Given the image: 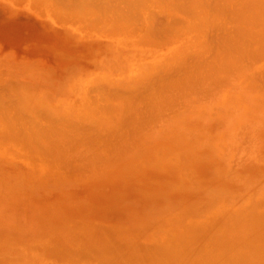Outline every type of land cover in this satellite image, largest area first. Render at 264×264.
Returning a JSON list of instances; mask_svg holds the SVG:
<instances>
[{"label": "bare ground", "instance_id": "6f19581e", "mask_svg": "<svg viewBox=\"0 0 264 264\" xmlns=\"http://www.w3.org/2000/svg\"><path fill=\"white\" fill-rule=\"evenodd\" d=\"M7 1L12 2L14 8H24L25 12L38 17V21L46 25L54 36L61 38L58 39L60 43L66 39L73 46L80 47L79 54L86 56L91 53V56L87 55L90 65L76 66L74 62L77 61V54L68 51L70 54L64 53L65 58L72 65L64 62V66L60 67L61 62L57 60H35L13 47L6 54L0 52L2 152L17 147L15 142L23 137V142L20 143L23 150H19L20 153L23 151L31 154L35 160L42 162L40 166L44 168L43 172L49 173L51 166L48 165L54 161L53 165L61 166L56 165L55 168H63V171L69 168H66L68 164L74 166V163L82 169H101L88 180L93 179L97 190L107 192L114 180L116 161L126 166H140L151 162L143 158L148 155L147 147L150 144L158 145L162 150L171 153L177 147L170 145L172 138L167 132L171 128L175 127L177 132L185 128H195L196 125L220 128L226 122L240 123L241 120H246L264 135V87L257 84L255 86L254 81L251 83L254 89L249 87L256 73L264 76V0H254L253 3H250L252 0ZM247 5L253 14L250 17H246ZM219 12L222 14L218 15ZM156 15L165 18L158 19ZM5 47H0V51ZM243 55L251 57L246 65L241 62ZM69 56L75 61H70ZM192 59L195 61L188 67ZM187 67L185 75L172 83L173 90L170 93H157L161 81H166L167 86L172 74ZM179 80L183 89L192 82L200 84L208 99L200 98L196 104L182 103L173 115L155 118L154 115H160L163 106H169L171 97L179 87ZM184 92L187 93L188 90ZM224 101L227 104H223L225 109L220 110L221 113L216 105ZM130 129L135 133L140 151H128L123 159L114 158L115 163L104 169L107 165L103 163L114 155V140L125 143L130 141L120 137L122 132ZM197 147L200 146L195 147L198 154L207 153ZM209 147L212 155H219V145ZM243 156L241 155L242 158ZM225 159H220L219 164H225L226 161H222ZM252 159L247 157L243 160L245 165L240 170L246 165L250 166ZM214 161L216 160H210ZM243 161L237 164L241 166ZM53 165L52 169H55ZM214 167L221 170L218 166ZM224 167L226 171L228 165ZM124 168L126 167H122ZM128 168L131 169V166ZM120 170L117 173L123 175L127 169ZM227 172L237 176V170ZM238 176L240 178L241 175ZM52 179L42 183L39 189H33L36 194L33 196L42 200L52 192L63 194L71 189L65 178ZM260 183L264 185V179ZM14 184L16 186L12 185V191L15 193L19 182L15 181ZM89 185V181L86 182V186ZM10 188L9 185L3 196L4 201L0 198V238H8L5 246L0 244V264H103L99 260L104 255L103 251L114 244L110 243L114 238H140L138 240L141 244L149 245L158 244L156 241L159 238H203L195 239L200 242L201 248L216 241L228 240L229 243L239 244L245 241L243 238H254L252 232L247 230L250 220L246 219L245 212L236 208L235 203H231L230 195L233 197L237 193L228 190L204 188L201 194L205 199L197 204L154 208L143 217L137 216L129 222L123 221L124 223H114L112 214L107 217L97 216L88 220V227L86 226L80 236L71 224L61 227L57 222H49L46 219L49 208L38 209L32 205L26 206V203L20 206L22 203L18 201L9 203L8 196H13ZM227 196L230 197L229 206L224 203ZM239 197L240 203H246L249 195L241 193ZM25 200L23 201L26 202ZM134 221L138 223H133ZM211 222L215 224H209ZM48 223L50 229L45 228ZM221 224L228 228L224 231L225 226L222 228ZM165 225L169 226L170 229H166L170 233L171 226L179 227L182 232L177 228L174 235L172 229L171 236H165V233L168 234L166 230L165 233L162 230ZM211 226L214 229H210ZM37 227L44 228V231ZM197 227L198 235L194 230ZM185 229L190 231L186 232ZM23 238H29L36 243L30 247L28 240ZM82 238L94 239L93 242L87 241L90 246L84 249H90L87 255L97 257V261L80 260L81 255L73 244ZM168 241L170 242L165 241L166 244ZM21 244L22 246H18ZM233 246L229 247L230 250L228 248L229 254L227 251V254L219 251L221 255L214 259H200L203 256L201 252L202 256L198 257L202 261L197 257V262H194L192 260L195 257H191L197 254H189L191 260L187 258L188 262L184 264H251L250 257L238 258L239 256L233 255ZM208 248L206 251H211ZM163 249L166 251V248ZM184 249L181 254L185 253ZM236 249L240 253L243 250L239 247ZM168 250L169 248L167 252ZM174 250L173 252L176 251ZM212 250H215L214 247ZM224 250L227 249L224 247ZM235 251L234 249L233 252ZM173 252L171 254L174 257L168 264H183L179 260L181 254L175 257ZM166 253L164 254L167 255ZM256 257L259 258L258 255ZM131 258L133 262L138 260V257ZM111 261H114V256ZM133 262L129 261L131 264Z\"/></svg>", "mask_w": 264, "mask_h": 264}, {"label": "rangeland", "instance_id": "374dc122", "mask_svg": "<svg viewBox=\"0 0 264 264\" xmlns=\"http://www.w3.org/2000/svg\"><path fill=\"white\" fill-rule=\"evenodd\" d=\"M253 2L254 0H252L250 3ZM15 4L17 3L15 2ZM247 6L248 7L246 9V12L248 13V16L246 17H250L253 14L251 12V9L249 8V5ZM23 9L24 8L21 7L14 8V6H12V2H8L7 0H0V47L6 46L5 49L1 50L0 52L6 54L7 52L11 51L10 47H13L20 52L27 53L30 58H34L35 60H41L44 62L57 60L58 62H61L59 63L60 67L64 66V62L68 63V60L67 58H65L66 56L64 53H74L77 54L75 57V60L77 61L73 60L71 56H69V59L72 62L75 61L74 64H76V66H82L86 64L90 65V58L87 55L91 56V53L86 54V56L79 54L80 47L73 46L72 43H69L66 39L62 40L63 43H60L58 39L61 40V38L56 35L54 36L53 33L46 28V25H43L40 23V21H38V17H33ZM222 13L219 12L218 15ZM156 17L158 19L165 18L162 15H156ZM82 48L85 50L84 46H82ZM194 61V59L190 60L187 66L189 67L193 65ZM250 61V56L245 57L243 55L241 59L243 65H246V63ZM68 65L72 64L68 63ZM188 67L184 70L176 72L175 74H172V78L169 79L171 81L167 86L166 81H161L158 84L160 90H157V93H164L165 95L170 93L173 90L172 83H176L178 78L183 77V74L185 75V71L188 70ZM187 75H189V71L187 72ZM196 75H198V72H196ZM253 75L254 73L250 76L252 77ZM253 81L255 86L257 84L264 87V76H260L259 73H256L253 76L249 84V87L251 89H254L253 85L251 84ZM177 85L179 87L176 90L175 94L171 97L172 100L169 102V106H163L160 110V115L155 114V118L158 116L162 118V116L173 115L176 112V108L178 106H181L182 103H184L185 105L186 102H193V104H196V102H198V99L200 98H204L205 100L208 99L207 95L205 94V89H202L200 87V84L196 82H192L189 85H186L184 89L182 87L183 84L180 83V80L178 81ZM186 89L188 90L187 93L184 92V90ZM180 90L182 91L180 92ZM223 104L225 105L227 104V102H220L216 105L218 111L221 113L222 111L220 110L225 109L223 107ZM167 133L170 134L172 138L170 145H177V147L174 146L175 149L171 150V153L162 150L158 145L150 144L147 147L149 153L146 157L143 158H146L151 162H146L147 164H141L140 166L134 164H129V166H126L121 162L117 163L116 161L115 163V160L119 157L123 159L124 155L128 154V151H132L133 153H135L137 151L139 152L140 149L136 144L137 140L135 137V133L133 134L131 129L122 132L120 134V137L129 139L130 141L128 142L130 144L128 142L125 143L124 141L114 140V155L106 159V161L103 163L104 165H107L104 169L109 168L110 165L115 163L114 180L111 182L112 186L107 192L97 190L93 179L88 180L91 176H93V174L101 169H97L95 171H93V169L91 168L82 169L80 166L74 163L75 167L73 166V164H68L67 166L66 164L63 165L66 166V168L69 167L67 168V170L65 169L63 171V168H55L56 165L57 167H59L60 165H53V163H55L54 161L53 163H49L48 165L49 167L51 166L50 172H43L44 168L40 166V164H43L42 162H38L39 160L37 159L36 161L34 157L30 156L31 154H27L26 152L24 153L23 151L22 153H20L19 150H23L22 147L20 148V143L23 142L21 141L23 137H21L18 139V141L15 142V145L17 144V147H15L14 149L12 148L11 151L5 150V152H7L5 153L4 151L2 152L0 150L1 201H4L3 196L5 195V192L10 185V192H12L13 196H8L10 200L9 203L18 201L22 203V205L20 206H24V203H26V206L32 205V207L35 206L38 209L49 208V214L46 217V219H49V222H57L61 227L71 224L75 229L78 230L79 235L82 236L86 226L88 227V222L93 218H96L97 216L107 217L108 215L112 214L114 216V223H124L123 221L127 220L129 222V220L137 216L143 217L149 210H152L154 208H167L168 206L186 207L197 204L198 202L205 199L203 198V194H201V191L204 188L212 187L215 189L228 190L233 193H237L233 197L230 195L231 203H235V205L237 206H235L236 208L245 212L244 215L246 216V219L250 220L248 221L249 229L247 230L252 232L254 238H243L245 239V241H242V243L239 244L234 243L235 245L237 244L236 246H233V242L229 243L228 240L227 242H213V244L215 243L213 246L215 249L214 251L212 250L213 244L208 245L209 248L206 246V248L212 251H208L210 253L206 251V248H201V246L199 245L200 242L195 240H202L203 238H159L158 241H156L158 242V244L153 245L141 244L138 240L140 238H114L111 239L112 241H110V243H114L109 246L111 251H109V248V250H104V255L100 258L99 261H101L103 264H131L129 263V261L133 262L131 257H138V260L136 261L138 263L144 264L146 262H149L148 264H154L158 262V264H168V262L171 263V258L174 257H172L171 254V251L173 252V249L176 250H174L175 252H173V254L176 255L175 257H177L178 254H181L182 249L185 248V253H182L181 256H179L181 258L183 257V259L185 258L184 260L179 258V260H181L184 264L186 261H190L193 257L195 258L192 261L195 260L197 262L196 258L198 257V255L199 257L202 256H200L201 252H203V256L205 255L206 257L203 258L202 256L200 258L202 260L209 258H218L217 256H219L220 253L227 254L225 252H228L233 246L236 251L234 253V249H231V252L233 255L237 257L239 256L238 258L248 256L251 259V264L254 262L258 264H264V185L260 183V181L264 179V135L258 132V130L246 120H241L240 123L226 122L220 128H211L203 125H196L195 128H185V130L181 132H177L174 127L171 128ZM214 144L219 145L218 156L212 155L210 152L209 145L212 146ZM196 146H200L197 148H200L204 153H207H205L204 155L198 154L195 150ZM241 155H244L243 158L241 157ZM247 157L250 159L253 158L251 161V165L244 166L241 171V167L245 165L243 164V160H245ZM223 158H226L225 160H222L226 161V163L220 165L219 161H221L220 159ZM211 159H214L216 161L210 162ZM166 160H169L171 162L169 163ZM239 160L243 161L241 163V166L240 164H237L240 162ZM52 165L55 169H52ZM76 165L77 167H79L78 169L76 168ZM227 165L228 167L225 171L224 166ZM121 166L126 168L122 169ZM130 166L131 169L128 168ZM214 166H218L223 171L216 170V167ZM231 166L233 167V169ZM118 169H121L120 171L126 169L127 170L125 174L119 175L117 173ZM231 170H237L236 177L233 174L227 172ZM238 175H241L240 178H238ZM50 177L51 180H53L52 178L54 177L59 180L65 178L71 185V189L69 190L70 193L68 191V193L62 194V192L60 193L58 191H55L42 200H40L37 196H33L36 194H34L35 191L32 190L35 188L39 189L41 187V184L44 182L51 181L49 179ZM230 178H232L233 180H231ZM87 180L89 181V186H86V182H88ZM15 181L19 182V188L17 187V190H15L14 193L12 191V187L16 186V184H14ZM113 188L114 190H112ZM231 192H228V194ZM241 193L249 195V197L246 198V203H240L238 201V199L240 198L239 194ZM23 196L28 198H23ZM227 197L228 199H224V203L228 205L230 197ZM21 199H26V202ZM251 199L252 201H250ZM46 201L51 204L47 203ZM231 206L234 205L231 204ZM26 208L27 210L29 209L28 207ZM246 219L245 221H247ZM215 222H211L209 224H215ZM133 223L138 222L134 221ZM223 225L224 224H221L220 227H222ZM213 226H211L210 229H214ZM45 228L50 229V223H48ZM166 228H169V226L162 227V230L164 229V233L167 231ZM177 228L180 232L181 230L179 229V227L171 226V233L173 229V234L175 235V233L178 231ZM226 228H228V226H225L223 230L225 231ZM37 229H41L40 231H44V228L42 227H37ZM198 229V227L194 229L197 235ZM162 230H159L161 234H163V232H161ZM185 231L188 232L190 230L185 229ZM167 233L168 234L165 233V236H171L170 230L167 231ZM23 239L28 240L27 244L30 247H33L35 245L34 243H36L34 241H30L29 238ZM178 239H180V241L177 242L176 240ZM185 239L186 241H184ZM246 239L251 240L247 241ZM7 240L8 238H0V244L2 246H5V241ZM91 240L93 242L94 239L82 238L80 240H76V242L73 244V246L77 250V253L81 255L79 258L82 261L98 260L97 257L87 255V252H89L90 249H84L90 246L86 242ZM167 240H170V242L168 241L166 244L165 241ZM172 242L174 244H172ZM224 242L227 243L226 246H223V244H225ZM220 243L222 244L220 245ZM230 244L232 245L230 246ZM36 245L39 244L37 243ZM41 245H43V243H41ZM179 245L182 248L179 249ZM217 245L219 247H217ZM18 246H22V244ZM39 247L42 249V246L39 245ZM224 247L227 250H224ZM236 247H239L240 249L243 248V250H241V253L240 250L238 251L236 249ZM163 248H166V251ZM167 248H169V252H167ZM41 249H39L40 253H42ZM162 249L165 252H163ZM187 250H189V252ZM204 251L206 252L207 256ZM106 253L114 256V261H111L112 256H107ZM164 253H166L167 255H165ZM189 254L197 255H192L191 257V255ZM41 255L43 256V254ZM155 255L160 256V258ZM257 255L258 257L260 255L261 256L257 258ZM188 256H190L191 258H189ZM187 258L189 259L187 260ZM163 260L165 263H163ZM179 260L176 259L177 262H179ZM192 261L191 263H193ZM136 262H133L132 264Z\"/></svg>", "mask_w": 264, "mask_h": 264}]
</instances>
